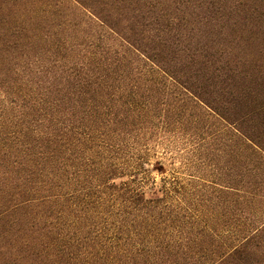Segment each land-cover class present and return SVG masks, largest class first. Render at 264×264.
Segmentation results:
<instances>
[{
  "label": "trees",
  "instance_id": "obj_1",
  "mask_svg": "<svg viewBox=\"0 0 264 264\" xmlns=\"http://www.w3.org/2000/svg\"><path fill=\"white\" fill-rule=\"evenodd\" d=\"M0 264H264V0H0Z\"/></svg>",
  "mask_w": 264,
  "mask_h": 264
},
{
  "label": "rangeland",
  "instance_id": "obj_2",
  "mask_svg": "<svg viewBox=\"0 0 264 264\" xmlns=\"http://www.w3.org/2000/svg\"><path fill=\"white\" fill-rule=\"evenodd\" d=\"M214 119V121H215V123L217 124V126H219V128L221 127H223L224 128V124H223V122L222 121H220L219 119H217L216 117H214L213 118ZM231 138H232V134H231ZM229 143L230 144H232L233 143V141L231 140V141H229ZM210 171H211V169H209V173H210ZM232 173V172H231Z\"/></svg>",
  "mask_w": 264,
  "mask_h": 264
}]
</instances>
